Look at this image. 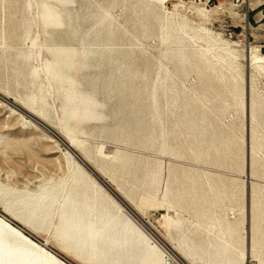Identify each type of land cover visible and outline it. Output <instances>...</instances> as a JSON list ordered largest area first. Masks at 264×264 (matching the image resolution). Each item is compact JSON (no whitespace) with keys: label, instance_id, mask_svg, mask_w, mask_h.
Returning <instances> with one entry per match:
<instances>
[{"label":"rangeland","instance_id":"obj_1","mask_svg":"<svg viewBox=\"0 0 264 264\" xmlns=\"http://www.w3.org/2000/svg\"><path fill=\"white\" fill-rule=\"evenodd\" d=\"M252 47L264 58V0H0V212L87 264L60 240L73 140L163 240L139 222L146 243L98 232L108 264H142L153 242L187 264H264V62ZM50 191L41 223L27 207Z\"/></svg>","mask_w":264,"mask_h":264},{"label":"bare ground","instance_id":"obj_2","mask_svg":"<svg viewBox=\"0 0 264 264\" xmlns=\"http://www.w3.org/2000/svg\"><path fill=\"white\" fill-rule=\"evenodd\" d=\"M49 15L48 18L50 17ZM45 16L46 14L43 12V19ZM256 51L257 49L252 47L248 50V54L250 56L251 63L260 67V64L264 62V58L258 56ZM13 105L10 104V107ZM20 112L25 114L23 111ZM31 115L34 116L33 114ZM66 142L68 146L65 144L63 145L70 152H67L66 158L69 172L73 176L72 183H74V188L73 191L68 189L65 192L63 202L59 208V225L62 222L66 224L60 236V240L65 244L63 248H70L71 251L83 253L86 256L87 264H108L101 256L99 249L96 246V233L112 232L113 234L110 237L113 243L115 242V233H119L121 235V243L127 242V238L129 237L131 239L132 236H136L138 242L146 243V239L142 238V231L139 223L144 226V228H146V230L158 242L163 244V240H161L160 236L155 232L153 227L144 223L141 217L139 218L136 215L137 213H134L135 209L132 211L129 206L117 195L113 188L101 177H99L84 162V160L71 149L74 141L66 140ZM81 162L88 166L94 175L87 171L82 166ZM75 175H77L78 178L84 182V188L81 189V192H77L76 190L77 186L74 179ZM104 182L113 190L112 192H115L114 194L120 201L108 191V189L110 190L108 186V189H106L102 185ZM64 184L65 179H61L58 188L62 189ZM90 191L91 195H89ZM98 193L100 195L99 198L96 196ZM48 196L52 197L48 201L45 208L41 209L40 205ZM54 196L55 192L53 191L42 193V195L38 197L34 203H31V205L27 207L28 211L31 210V216L39 219L40 222L43 223V221L49 216L48 211H50L49 209ZM129 212L132 216H134V218L129 214ZM159 221L160 218L155 219L156 223H159ZM247 222L249 223L248 219ZM83 227L85 228L84 232H82ZM35 237L37 236H35L33 232L29 231L23 223L17 221V219L13 217H10L9 219L5 212H0V264H73L70 262L71 260L68 261L61 256L62 252L57 253L55 250L51 249L47 241L39 243ZM248 237L250 243V234ZM153 243V246H150L143 258L142 264H173V261L170 260L172 258L175 260L174 264H187L185 263V258H189L190 254L188 252H184L182 250L177 252L168 247L166 250L169 255H167L166 252H159L156 248V243ZM29 250L37 252L38 255L31 254Z\"/></svg>","mask_w":264,"mask_h":264},{"label":"water","instance_id":"obj_3","mask_svg":"<svg viewBox=\"0 0 264 264\" xmlns=\"http://www.w3.org/2000/svg\"><path fill=\"white\" fill-rule=\"evenodd\" d=\"M81 164H82V166L87 170V171H89L91 174H93V172L88 168V166H86L85 164H83L82 162H81ZM94 175V174H93ZM96 177V176H95ZM98 179V178H97ZM100 181V180H99ZM105 183V182H104ZM104 183H102V185L106 188V189H108L107 188V184L105 185ZM109 187V186H108ZM110 188V187H109ZM108 191L110 192V193H112L113 194V196L117 199V200H119L118 198H117V196L114 194L115 192H112L113 190L110 188V190L108 189ZM120 201V200H119ZM122 203V202H121ZM124 205V204H123Z\"/></svg>","mask_w":264,"mask_h":264},{"label":"built area","instance_id":"obj_4","mask_svg":"<svg viewBox=\"0 0 264 264\" xmlns=\"http://www.w3.org/2000/svg\"><path fill=\"white\" fill-rule=\"evenodd\" d=\"M262 12V11H261ZM261 48H263V50H264V47H261ZM260 51H262V49H260ZM248 264H254V263H252V262H249Z\"/></svg>","mask_w":264,"mask_h":264},{"label":"crops","instance_id":"obj_5","mask_svg":"<svg viewBox=\"0 0 264 264\" xmlns=\"http://www.w3.org/2000/svg\"><path fill=\"white\" fill-rule=\"evenodd\" d=\"M260 12H258V14H259Z\"/></svg>","mask_w":264,"mask_h":264}]
</instances>
